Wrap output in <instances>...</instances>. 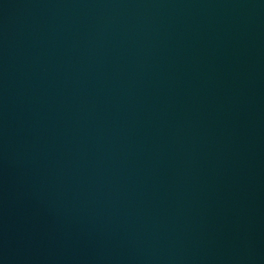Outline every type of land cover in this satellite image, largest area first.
I'll list each match as a JSON object with an SVG mask.
<instances>
[{
	"label": "water",
	"instance_id": "1",
	"mask_svg": "<svg viewBox=\"0 0 264 264\" xmlns=\"http://www.w3.org/2000/svg\"><path fill=\"white\" fill-rule=\"evenodd\" d=\"M0 264H264V0H0Z\"/></svg>",
	"mask_w": 264,
	"mask_h": 264
}]
</instances>
